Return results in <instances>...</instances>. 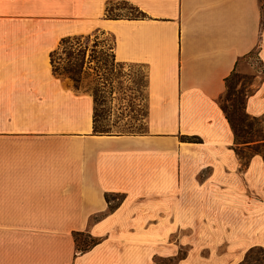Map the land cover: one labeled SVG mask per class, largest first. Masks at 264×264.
<instances>
[{
	"label": "crops",
	"instance_id": "obj_1",
	"mask_svg": "<svg viewBox=\"0 0 264 264\" xmlns=\"http://www.w3.org/2000/svg\"><path fill=\"white\" fill-rule=\"evenodd\" d=\"M110 1L0 0V264H239L264 248V156L242 165L219 98L257 50L264 114V0ZM95 30L145 69L142 130H94L92 92L52 68Z\"/></svg>",
	"mask_w": 264,
	"mask_h": 264
},
{
	"label": "rangeland",
	"instance_id": "obj_2",
	"mask_svg": "<svg viewBox=\"0 0 264 264\" xmlns=\"http://www.w3.org/2000/svg\"><path fill=\"white\" fill-rule=\"evenodd\" d=\"M138 14L132 4L125 0H113L107 5L106 15L130 17ZM113 37L110 33L95 30L89 34H79L60 45L55 59L66 63V51L70 50V62H76L82 68L77 85L88 89L96 98V128L103 131H139L144 127L145 113V69L133 63H123L113 54ZM61 57L60 59L58 57ZM260 61L255 53L242 57L237 65V73L230 82L231 89H238L239 114L243 113L245 94L252 89L254 71L260 72ZM232 94L225 93L220 100L230 104ZM244 126L248 136L254 140L253 147L264 148V114L246 116ZM252 149L243 148L244 154ZM80 244L88 242V235L78 236ZM169 263V262H168ZM239 264H264V248L250 249Z\"/></svg>",
	"mask_w": 264,
	"mask_h": 264
},
{
	"label": "trees",
	"instance_id": "obj_3",
	"mask_svg": "<svg viewBox=\"0 0 264 264\" xmlns=\"http://www.w3.org/2000/svg\"><path fill=\"white\" fill-rule=\"evenodd\" d=\"M132 7L138 13V14L132 16V17H139L140 15H143L142 11L139 10V8L137 6L132 4ZM107 16L108 17H112V18L119 17L117 15H115V16L114 15H107ZM72 37H75V35L62 36L60 41H59L58 46L50 52V59H51V63H52V68H53L55 73H58V74L72 73L75 76V85L78 86L77 85L78 76H79L82 68L80 67V65L78 63L70 62V57L72 56V52L70 50L66 51V58L68 60L64 64H60L58 62V60L55 59V57H54L55 53L58 52V49H59L60 45L64 44L66 41H68ZM252 53L253 54L255 53V55L258 57L257 50L250 52L248 55H250ZM58 58L60 59L61 57L59 56ZM236 71H237V62H236V65L233 67L232 71L224 78L225 79V90L222 93V95H224L227 92H228V94H232L233 95L230 98L231 99L230 104L223 103L220 100L222 95L220 96L219 100H220L221 107H222V109H223V111L225 113V116L228 119V121L230 123V126H231V128L233 130V133H234V141H233L234 149L236 150L238 156L240 157V159L242 161V165H246L248 163L250 155H252L253 153H261L264 156V148H257V147H253L251 145L252 144L251 142L254 139L250 138L248 136V132L249 131L244 127V126L248 125V124H246L244 122V119H245L246 116L250 115V114H248L246 112L245 107H244L245 99H244V103H243V113L239 114L238 106L236 104V101L238 99L237 92H239V90L238 89H236V90L235 89H231V87H230V82L233 79V77L236 75V73H237ZM251 91H252V89H250L245 94V98H246L247 94L250 93ZM92 94L94 96L95 93H92ZM94 102H96V98L95 97H94ZM250 116H252V115H250ZM94 130L103 131L102 129L99 130V129L96 128V113H95V109H94ZM261 140H264V138L261 139ZM262 145L264 146V141H262ZM243 148L252 149V150H251V152L249 154H244L243 151H242ZM79 234H81V233L75 234V238H76L77 245H78L79 249H82V250L86 249L91 244H93L95 242V238L89 236L90 240L88 242L80 244V241H79V238H78Z\"/></svg>",
	"mask_w": 264,
	"mask_h": 264
}]
</instances>
